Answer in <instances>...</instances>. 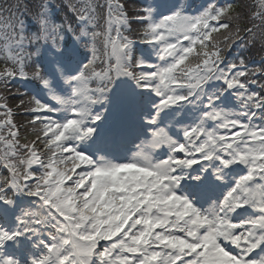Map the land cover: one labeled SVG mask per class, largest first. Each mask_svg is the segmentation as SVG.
<instances>
[{
  "label": "snow or ice",
  "instance_id": "snow-or-ice-1",
  "mask_svg": "<svg viewBox=\"0 0 264 264\" xmlns=\"http://www.w3.org/2000/svg\"><path fill=\"white\" fill-rule=\"evenodd\" d=\"M0 264H264V0L0 4Z\"/></svg>",
  "mask_w": 264,
  "mask_h": 264
}]
</instances>
